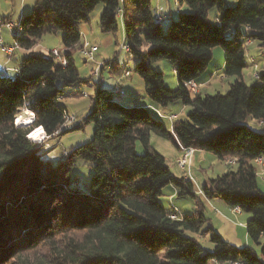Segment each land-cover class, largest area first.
I'll return each instance as SVG.
<instances>
[{
	"label": "trees",
	"instance_id": "1",
	"mask_svg": "<svg viewBox=\"0 0 264 264\" xmlns=\"http://www.w3.org/2000/svg\"><path fill=\"white\" fill-rule=\"evenodd\" d=\"M175 2L190 11L179 10L167 32L151 0H35L33 11L20 19L18 47L32 50L45 34L60 31L64 52L58 60L52 52L32 51L15 77L0 74V264H264V191L252 163L264 160V131L248 124L249 118L264 124V72L255 84L243 79L246 42L256 41L264 50V0H237L233 7L224 0ZM99 4L102 33L115 35L123 23L124 42L137 60L135 72L150 104L160 109L181 102L192 110L186 118H173L171 132L147 106L129 104L120 93L93 83L83 119L94 124L93 138L53 165L29 134L38 127L48 136L59 132L69 116L59 102L63 86L93 80L82 78L73 50L81 52L80 26ZM215 6L219 15L210 21ZM218 46L225 51L223 74L235 81L226 94L193 93L191 83L200 81ZM160 60L174 65L177 89L168 88L163 72L154 68ZM106 65L116 69L119 63L115 58L102 69ZM21 109L33 112L31 126L16 123ZM152 134L220 160L234 158L237 168L208 180L199 192L189 176L172 173L151 145ZM81 160L94 167L87 192L72 178ZM170 185L193 200L192 212L162 204ZM203 197L250 214L247 236L260 250L226 240L206 216ZM207 235L212 250L199 242Z\"/></svg>",
	"mask_w": 264,
	"mask_h": 264
},
{
	"label": "rangeland",
	"instance_id": "2",
	"mask_svg": "<svg viewBox=\"0 0 264 264\" xmlns=\"http://www.w3.org/2000/svg\"><path fill=\"white\" fill-rule=\"evenodd\" d=\"M225 6L233 7L236 6V0H224ZM153 7L156 6L157 0H151ZM35 6V0H0V31L1 36L3 38L2 42L4 45H11L15 46L16 42L14 39V35H18L16 27L13 31L7 28V24H18L20 19L33 11ZM104 9L103 4H99L93 13L90 16V22L87 24L88 27V38L89 43L96 45L98 48L95 57H96V64L93 63H85L83 56L81 55L80 50L74 49V60L79 68L80 74L82 78H88L91 75L93 76V80L90 81L88 84H75L71 87H64L63 91L64 94L60 98L59 102L61 105L65 106L68 110L69 117L64 125V127L57 133L52 136H48L40 141L37 142L43 147L41 148L40 152L42 157L45 160L50 161L53 165H57L61 159L66 158L69 153L75 149L76 147L86 144L90 142L94 135V124L92 122H83V119L87 116L90 106H91V99L94 95V84L97 82V77L94 74V69L97 68L99 64H103L110 60H114L117 58L121 71L128 70L130 71V76L122 77L118 73H114L116 69L111 68L112 72L108 71L109 65L105 69V72L111 75L112 78L118 79V85L114 84V87H121L122 92H126L128 94L132 91V94L145 96V85L143 79L135 72V67L137 64V60L131 56V54L123 49L121 46L124 43V30H123V23L119 21V30L115 35H110L112 39L111 44H106L102 42L100 36L103 34L100 28V18ZM180 10L183 12L190 11L187 5H181ZM175 15V14H174ZM219 15L218 7L215 6L209 10L208 19L210 21H216ZM178 17V15H177ZM171 18L170 16L166 17L162 22L161 26L164 32L168 31V27L170 24ZM82 30V25L80 26ZM106 37V34H103ZM62 32L57 33H48L45 34L39 41L37 46L35 47V52H42L45 55H49L54 49H57L61 52L60 56H62V52H64V46L62 44ZM108 37V34H107ZM257 43V42H256ZM259 46L254 44L251 47L247 48L246 60H247V67L243 70V79L244 81L251 85L257 82L256 74L264 72V52L262 53L261 50H258ZM15 53L10 56L7 55L6 52L2 51L0 46V67L4 65L5 59L7 66L14 67L17 69L19 68L21 62L23 61V50L20 47L15 49ZM27 56V55H26ZM23 58V59H22ZM58 60L60 57H57ZM225 66V51L221 46L214 48L213 50V57L212 61L207 69L206 75L209 73H214V78L211 80L210 85L208 84L204 89L203 93L214 95L217 93L226 94L230 89V84L235 81V77H228L222 73V69ZM8 68V67H7ZM154 68H158L164 74V80L168 88L170 89H177L178 87V77L174 68V65L168 60H160L155 64ZM9 70H11L9 68ZM16 71H8L10 76L15 77ZM3 71L0 72L2 74ZM102 76V83L105 86H109V81L105 80L107 75ZM100 76V77H101ZM198 86V85H197ZM109 87L111 90L116 91L115 88ZM200 91V87L197 88ZM117 92V91H116ZM136 96V97H137ZM139 97V96H138ZM123 98V97H122ZM184 107V108H183ZM21 109L18 114L21 113ZM161 111H158L155 108H151L150 112L165 125L170 127L172 125L171 115H178L179 118H186L188 113L192 110L189 106H184L181 102H175L170 104L167 108H160ZM33 113V112H32ZM74 119V120H71ZM252 118H249L248 124L251 127H257V124ZM83 122V123H82ZM17 123V119H16ZM33 122L26 124L25 126H31ZM81 124L80 128L71 130L69 128H74L76 125ZM261 130H264L262 127H257ZM66 129L67 131H62ZM34 141V140H33ZM177 141V139H175ZM36 142V141H35ZM151 145L153 148L165 156L168 165L172 173L177 178H182L183 176L187 175V173L194 168L187 167L186 169H181L177 165V159L182 155L180 154L178 144L171 140L162 138L158 135L152 134L151 136ZM181 147V146H180ZM137 149L139 152H144V148L140 143H137ZM181 150V149H180ZM212 155L213 159L208 160L203 164L204 173L208 174V176L215 178L216 176H220L224 174V172L229 171L230 169H236L237 163L235 162L233 165L226 164V161L220 160L214 154ZM255 166L256 172L258 174V184L261 190L264 191V170L260 168L256 164L255 161L252 162ZM93 164L88 161L81 160L77 163L74 167L72 172V178L77 183V188L80 190L87 192L90 186V181L93 175ZM195 173V171L193 170ZM194 173L188 174L189 177L194 175ZM200 174V173H199ZM187 175V176H188ZM197 176V175H195ZM191 178V177H190ZM174 188L173 185L167 186L164 190L163 195L160 197L162 204L166 205L169 209L172 208L173 210L178 211V207L183 204H187L184 201H190L193 204V200L188 197H180L176 194L175 199H171V194L173 191L171 190ZM175 189V188H174ZM176 190V189H175ZM184 200V201H183ZM183 207L184 212L190 213L192 212V205L187 207L184 205ZM190 210V211H189ZM208 210V208H207ZM217 210V209H216ZM224 211V210H222ZM179 212V211H178ZM210 213V210H208ZM226 212V211H224ZM185 214V213H184ZM235 217L238 226L242 230V237L244 238L247 234L246 232V222L250 218V214L242 213L240 215H233ZM214 227L220 226V224L214 219ZM240 222H243V225H240ZM248 237V236H247ZM252 246L256 249L260 250V247L255 245L253 242L248 240ZM199 242L205 250H212L213 244L210 241V236H199ZM261 243H264V236L261 239ZM245 245V244H244ZM14 264V263H11Z\"/></svg>",
	"mask_w": 264,
	"mask_h": 264
},
{
	"label": "crops",
	"instance_id": "3",
	"mask_svg": "<svg viewBox=\"0 0 264 264\" xmlns=\"http://www.w3.org/2000/svg\"><path fill=\"white\" fill-rule=\"evenodd\" d=\"M154 8L156 10V15L157 16H162V18H163L162 21L166 17H168V16H170V18L173 19L174 17H176L178 15V12L180 10V8H178L175 0H157V4H156V6ZM88 23L82 24V28L83 29L81 30L82 33H83V40H85L87 42H89V38H88L89 37L88 36V27H87V24ZM1 32H2V30L0 31V37L3 40L2 36H1ZM103 34L100 36L102 42L106 43L107 45L108 44H111L112 43V39H111V37H109L111 34H108V37H107V34H106V37ZM246 43H247V48L253 46L254 44H257V46H259V49L258 50H261L262 53L264 52L263 48L260 46V44L258 42L256 43V41L248 40ZM35 47L32 50H29V51L28 50H24V49L21 48V50H23L22 52H24L22 57L23 58L26 57V55H28L32 51L35 52L36 51L35 50ZM15 51L16 50H14L12 52V55L15 53ZM246 54H247V51H246ZM7 55L10 56L8 53H7ZM6 59H5L4 65H2L0 67V71H2V69L4 67L10 68L11 70H9V71H16L17 67L14 68V67L7 66ZM85 63H88V62L85 61ZM106 68L107 67H105L104 69H102L101 70V73H103L104 76L107 75V78L104 77V79L109 81V86H106V87L107 88H109V87H112L113 88L114 87V84H116V85L119 84L118 83V79L117 78L115 79V77L112 78L111 75L107 74L105 72V69ZM223 69H222V73H223ZM108 71L109 72H112L111 71V66L108 67ZM125 71H121V69H119V66H118V67H116V70L114 71V73H118L120 75L122 74L121 76L125 78V77H127V76L124 75V72ZM206 72L201 77L200 81L198 83H195V84H197L200 87V91H198V92H200L202 94H204L203 93V89L208 84L210 85L211 80L214 78V73H209V74L206 75ZM257 75H258V72L256 74V77H257ZM125 93L124 92L120 93V96L121 95L124 96V98L122 100H124L125 102H127L129 104H141V105H145L150 110H151V108H155L154 106H152L150 104V102L146 99L145 96L138 95L139 96L138 97L137 94L133 95L132 94V91H130L128 94H125ZM155 109L157 110V112L158 111H161L158 108H155ZM170 115H171V120H173V118H175V117H179L178 116L179 114L178 115L170 114ZM255 122L257 124V127H262L264 129V124L262 122H258V121H255ZM172 123H173V121H172ZM257 127H253V128L261 131V129H259ZM167 128L171 132H173L172 125L170 127L168 126ZM178 148H179V151H180V154H181L182 153V150H180V149L182 148V146L181 147H178ZM210 154H212V153L206 152V151H202V150H195L194 149V152H193V154L191 156V164H190V167L194 168L193 170L195 171V173L192 170V172L189 171L187 173V175L190 174V173H194V175L191 174L190 177L192 178V180H193V182L195 184V187H196L197 191H199V192H200V189L203 187V185L205 183H207L208 180L212 179V177H210V176H208V174L204 173V168H203V164L206 161L213 159L212 155H210ZM235 162H236V159L233 158V159L227 160L226 161V164H228L230 166V165H233ZM255 162H256V164L258 166H260L261 169L264 170V160L263 159H257V160H255ZM187 175H185V176H187ZM195 175H197V176H195ZM257 176H258V174H257ZM171 190L173 191V193L171 194V196H172L171 199H175V196H176L177 192H176V190L174 188H172ZM203 200L205 202L204 211H205L206 216L210 219V222L213 225V227H214V222H213L214 219L220 224V226H216L217 227L216 230L226 240H228L229 242H231L232 244H235L237 246H244V244L245 245H251L250 242L248 241L249 238L247 237V234L245 235L244 238L242 237V230L238 226V223L236 222L235 217L233 216L234 214H235V216L242 214V212L240 210L230 208L225 202H223L221 199H218V198H214V199L204 198ZM184 202H187V204H183L180 207L176 206L178 208V211L181 214L182 213H185L184 210H182V209H184L183 207H185L184 205H187V207H189L190 205H192V210H193V208H195L194 203L192 204V203H190V201H184ZM207 208H208V210H210V213L208 212ZM222 210H224L226 212H224ZM240 225H243V222H240ZM207 236H209V235H207ZM211 264H220V263H217V262H214L213 261ZM224 264H231V263H224Z\"/></svg>",
	"mask_w": 264,
	"mask_h": 264
},
{
	"label": "built area",
	"instance_id": "4",
	"mask_svg": "<svg viewBox=\"0 0 264 264\" xmlns=\"http://www.w3.org/2000/svg\"><path fill=\"white\" fill-rule=\"evenodd\" d=\"M120 17H122V14L120 13ZM158 19H161V16H158ZM7 28L11 31L14 30V28L16 27L17 31H21V28L19 27L18 24H7L6 25ZM0 46L2 48V51L8 53V54H11L17 47L18 45L16 44L15 46H10V45H4L3 42H2V39L0 37ZM123 49H125L126 51H130V47L129 45H127L125 42L122 44L121 46ZM98 48L96 47V45H93L87 41H85L84 45H83V48L81 50V55L83 56L84 60L88 63H93L95 62L96 64V57H95V54L97 52ZM52 54H54L55 56L59 57L60 56V51H58L57 49H54L52 51ZM62 63L63 64H66V61L65 60H62ZM106 63V62H105ZM105 63L103 64H99L97 66L96 69H94V74L95 76L97 77V82H95V84L99 85L102 83L103 79H102V76H101V70L103 68V66L105 65ZM3 72H5L6 74L8 73L9 71V68L7 67H4L2 69ZM124 75L125 76H129L130 75V71L126 70L124 72ZM101 76V77H100ZM258 76V75H257ZM198 86L197 84L195 83H191V90L193 91V93H198V90H197ZM117 91V92H116ZM116 93H122V89L120 87H116ZM69 117V116H68ZM67 117V119H68ZM71 120H74V119H71ZM182 150V155L177 159V165L181 168V169H186L187 167L189 168L190 167V164H191V156L194 152V149L192 148H185L182 146L181 148ZM192 179V178H190Z\"/></svg>",
	"mask_w": 264,
	"mask_h": 264
},
{
	"label": "bare ground",
	"instance_id": "5",
	"mask_svg": "<svg viewBox=\"0 0 264 264\" xmlns=\"http://www.w3.org/2000/svg\"><path fill=\"white\" fill-rule=\"evenodd\" d=\"M33 117H34V114L31 111L24 109L16 117L17 124L26 125L32 122ZM29 137L36 142H40L46 137V132L44 131L42 127H38L29 134Z\"/></svg>",
	"mask_w": 264,
	"mask_h": 264
},
{
	"label": "water",
	"instance_id": "6",
	"mask_svg": "<svg viewBox=\"0 0 264 264\" xmlns=\"http://www.w3.org/2000/svg\"><path fill=\"white\" fill-rule=\"evenodd\" d=\"M32 122H34V117H33V120H32ZM22 126H25V125H22Z\"/></svg>",
	"mask_w": 264,
	"mask_h": 264
}]
</instances>
